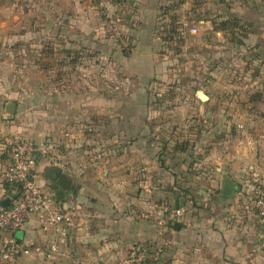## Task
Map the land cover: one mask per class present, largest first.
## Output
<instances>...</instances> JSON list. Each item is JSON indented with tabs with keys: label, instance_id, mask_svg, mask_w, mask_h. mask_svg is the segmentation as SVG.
<instances>
[{
	"label": "crops",
	"instance_id": "obj_1",
	"mask_svg": "<svg viewBox=\"0 0 264 264\" xmlns=\"http://www.w3.org/2000/svg\"><path fill=\"white\" fill-rule=\"evenodd\" d=\"M178 1L123 0L93 9L86 0H75V43L97 54L104 50L109 67L126 68L133 80L104 82V92L75 96L77 126L101 122L94 131L104 143L103 154L75 158V178L74 165L38 162L46 194L59 190L55 172L71 179L62 205L77 219L73 255L56 263L32 253L0 264H123L137 249L158 250L159 264H264V233L247 209L252 173H264V82L228 86L219 78L214 86L231 88L229 98L205 93L206 101L189 97L175 111L166 107L172 99L151 94L161 90L171 68L173 55L162 35L176 12L198 29L188 35L187 59L196 43L202 49L215 41L217 78L228 58L238 68L243 62L263 64L264 0ZM11 9L5 3L0 13L8 16ZM9 103L17 105L15 115L6 112ZM24 113L23 106L0 96V210L16 194L2 179L10 165L6 140L39 143L47 134V128L23 122ZM226 180L242 188L231 198L221 194ZM165 204L183 209V216L170 221ZM42 221L33 215L19 231H0V248L12 241L43 244Z\"/></svg>",
	"mask_w": 264,
	"mask_h": 264
},
{
	"label": "rangeland",
	"instance_id": "obj_2",
	"mask_svg": "<svg viewBox=\"0 0 264 264\" xmlns=\"http://www.w3.org/2000/svg\"><path fill=\"white\" fill-rule=\"evenodd\" d=\"M178 2L181 4L183 0ZM5 3L13 9L8 16L0 13V96L6 102L23 106V122L31 123V128H47L42 142L35 143L45 147L51 144L53 149L48 159L55 158V161H47L49 165L59 162L67 168L74 165L71 175L75 178V158L93 159L103 154L104 146L94 131L98 127L95 125L100 126L101 122H92L93 127L88 123L77 126L75 96L87 97L89 91L104 92L101 83L118 79L132 81L133 77L126 74V68L122 72L121 68H110L108 57L103 56L104 50L97 54L75 43V35L79 34L75 32V0H0V7ZM162 12L165 14L167 10ZM174 15L169 24L172 28L165 26L167 30L162 35L168 55H173L171 68L161 90L151 93L173 100L166 105L167 110H181L187 98L200 93L229 98L231 88L223 90L214 86L219 78L228 86L236 82L245 85L264 82V62H243L238 68L229 58L221 68L223 76L218 73L217 78L220 64L215 57L214 40L206 41L208 45L202 49L196 43L194 56L187 59L185 44L191 38L180 37L179 12ZM116 40L122 47L121 38ZM250 65L255 66L251 69ZM162 119L168 120V117Z\"/></svg>",
	"mask_w": 264,
	"mask_h": 264
},
{
	"label": "built area",
	"instance_id": "obj_3",
	"mask_svg": "<svg viewBox=\"0 0 264 264\" xmlns=\"http://www.w3.org/2000/svg\"><path fill=\"white\" fill-rule=\"evenodd\" d=\"M93 9H106L123 0H86ZM180 37L197 35L198 29L189 21L181 22L178 29ZM10 156V165L3 173L2 179L16 190L11 198L13 202L0 210V231L14 233L21 230L33 215H41L42 230L47 236L43 244L24 246L14 241L0 248V260L12 262L22 255L32 253L45 260L62 263L73 255L71 250L77 219L75 213L58 203L53 195H48L40 185L41 173L38 162L43 159L54 163L55 158L48 159L53 146H40L25 137L6 140ZM48 159V160H47ZM254 194L247 199V209L256 217L264 233V173H252ZM163 211L172 222L178 221L184 214L183 209H171L163 205ZM158 250H133L132 255L123 264H159Z\"/></svg>",
	"mask_w": 264,
	"mask_h": 264
},
{
	"label": "water",
	"instance_id": "obj_4",
	"mask_svg": "<svg viewBox=\"0 0 264 264\" xmlns=\"http://www.w3.org/2000/svg\"><path fill=\"white\" fill-rule=\"evenodd\" d=\"M198 96L201 100H204V101H206L208 98L205 93H200ZM16 110H17V105L15 103H9L7 105L6 112L9 115H15ZM55 174L58 178L57 180H58L59 190L56 191V193L53 196L58 203L62 204L66 200V194L70 190L72 182L66 173L62 172L59 174L58 172L57 173L55 172ZM241 189L242 188L240 185L226 180L222 185L221 194L224 197L231 198L237 192L241 191ZM12 202H13V200L11 198H9V197L6 198L2 203V208L9 207Z\"/></svg>",
	"mask_w": 264,
	"mask_h": 264
}]
</instances>
